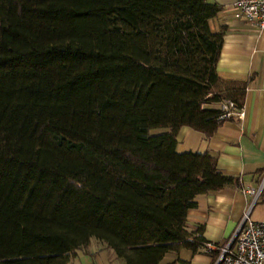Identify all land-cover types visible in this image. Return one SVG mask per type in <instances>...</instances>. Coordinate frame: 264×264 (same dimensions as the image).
I'll return each instance as SVG.
<instances>
[{"label": "trees", "instance_id": "obj_1", "mask_svg": "<svg viewBox=\"0 0 264 264\" xmlns=\"http://www.w3.org/2000/svg\"><path fill=\"white\" fill-rule=\"evenodd\" d=\"M208 0H0V264H74L94 241L124 264H189L197 197L237 183L210 139L246 82L217 73ZM165 129L152 134L154 129ZM204 250V251H203Z\"/></svg>", "mask_w": 264, "mask_h": 264}, {"label": "crops", "instance_id": "obj_2", "mask_svg": "<svg viewBox=\"0 0 264 264\" xmlns=\"http://www.w3.org/2000/svg\"><path fill=\"white\" fill-rule=\"evenodd\" d=\"M208 1L222 7L219 15L210 21L213 32L224 31L217 73L225 81L246 82L247 88L242 117L223 122L210 139L187 126L177 134L179 153H208L217 160L223 175L237 181L218 192L198 196L197 206L189 210V230L203 226V237L208 241V253L181 250L178 257L189 264H216L221 247L250 205L251 199L242 189L261 187L249 218L264 221V30L258 31L242 19L234 18L236 0ZM175 259V254H168L162 264ZM74 264H124V261L95 241Z\"/></svg>", "mask_w": 264, "mask_h": 264}, {"label": "built area", "instance_id": "obj_3", "mask_svg": "<svg viewBox=\"0 0 264 264\" xmlns=\"http://www.w3.org/2000/svg\"><path fill=\"white\" fill-rule=\"evenodd\" d=\"M234 18L242 19L258 31L264 30V0H236ZM222 118L242 117V109L236 110L232 102L222 105ZM261 187L244 188L241 192L251 201L237 224L233 234L221 247L216 264H264V221H252L249 210L256 202Z\"/></svg>", "mask_w": 264, "mask_h": 264}, {"label": "rangeland", "instance_id": "obj_4", "mask_svg": "<svg viewBox=\"0 0 264 264\" xmlns=\"http://www.w3.org/2000/svg\"><path fill=\"white\" fill-rule=\"evenodd\" d=\"M163 132H165V129H162V128L154 129V130L151 131L152 134H161ZM93 242H95V241L93 240Z\"/></svg>", "mask_w": 264, "mask_h": 264}]
</instances>
